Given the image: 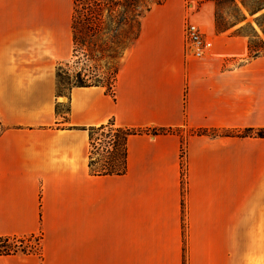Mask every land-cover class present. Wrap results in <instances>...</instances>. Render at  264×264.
<instances>
[{
	"label": "crops",
	"instance_id": "obj_1",
	"mask_svg": "<svg viewBox=\"0 0 264 264\" xmlns=\"http://www.w3.org/2000/svg\"><path fill=\"white\" fill-rule=\"evenodd\" d=\"M71 10L0 0V238H38L0 264H264V139L182 138L264 129V57L231 66L247 39L228 30L187 60L170 1L140 19L113 95L72 87L62 119L55 70L71 57ZM197 20L211 25L210 8ZM109 121L171 132L129 137L126 172L94 176L88 129Z\"/></svg>",
	"mask_w": 264,
	"mask_h": 264
},
{
	"label": "trees",
	"instance_id": "obj_2",
	"mask_svg": "<svg viewBox=\"0 0 264 264\" xmlns=\"http://www.w3.org/2000/svg\"><path fill=\"white\" fill-rule=\"evenodd\" d=\"M220 4L229 2L233 7V23L220 30L217 13L214 14V29L223 33L245 20V15L237 7V2L250 16L264 10V0L257 8L249 4L250 0H204ZM162 0H71L70 33L72 40V57L80 56L84 61H94L106 58L112 68L114 80L106 86L100 84H83L73 87L101 86L105 92L113 95V88L119 68L120 59L124 52L134 43L139 35L140 19L153 5H161ZM264 16V13H263ZM262 48L248 45L247 49L253 53L248 61L257 57H264ZM263 50L262 53L259 50ZM246 62V63H247ZM71 89V88H70ZM69 89V90H70ZM69 92V91H68ZM60 91H56L55 112H57ZM68 99V98H67ZM68 111V106H67ZM66 118V117H65ZM64 118V119H65ZM171 132L165 129H129L115 127L113 121L105 125L88 129L89 141V171L94 176L123 175L126 172L127 141L134 135L165 134ZM192 135H206L210 137L227 136L235 138L264 139V129L246 128L243 130L218 131L196 129ZM98 142H101L98 144ZM101 147V158H94ZM27 239L0 238V256L30 254L34 251L27 246Z\"/></svg>",
	"mask_w": 264,
	"mask_h": 264
},
{
	"label": "rangeland",
	"instance_id": "obj_3",
	"mask_svg": "<svg viewBox=\"0 0 264 264\" xmlns=\"http://www.w3.org/2000/svg\"><path fill=\"white\" fill-rule=\"evenodd\" d=\"M170 1H173L174 3H177L179 5L180 10L183 13V19H184L183 27L187 20H191L195 22L197 25H199L203 30H205L212 40L215 35L222 34L216 32L214 29L215 13H217L218 16L220 30H222L224 27L230 26L234 21L232 17L234 15L233 14L234 7L229 2L226 1L217 4L214 3L213 1H204V0H162L161 5H164ZM261 3H262L261 0H250L249 2V4L253 6L254 9L257 8L259 5H261ZM161 5L151 4V8ZM206 6L209 7L212 12L211 25L206 23H201L197 20V17L200 15L201 10H203V8H206ZM237 7L245 15V20L247 21L244 20L245 22L244 21L240 22L239 24L230 28L229 30H232V34L234 35H242L246 37L247 46L251 45L257 47L258 49H260V47L262 48L263 46L262 44H264V16H263L264 10L250 16V14H248L244 10V8L239 4V2H237ZM69 28H70V22H69ZM259 52L262 53L263 50L261 49L259 50ZM251 56H253V53L249 52L247 49L246 57L237 60L231 66L239 67L241 65H244ZM190 61H195V60H190ZM112 71L113 70L111 68V65L109 64V61L106 58L96 59L94 61H84L80 56L78 57L71 56L67 63L61 64V66H59L55 70L56 91L58 89V91H60L61 94V98H60L61 103L58 105L56 110L57 112L60 113L61 118L64 119L67 112V97L70 88L76 85H83V84H100L103 86L112 84L114 80V75L112 74ZM61 122H63V120H61ZM192 131L193 130L190 131L182 130L183 143L185 142V139L188 136L192 135ZM177 133H179V131H177ZM99 143L101 142H98V144ZM183 143L180 149L182 168L184 167L183 160L185 157V144ZM93 153L99 154L98 157L94 155L93 156L94 158H101V154H103L101 152V147L98 149L97 152H95L94 150ZM183 182L184 181H182V188H183ZM27 246L29 249H32L34 251L35 248L33 244L27 243ZM183 264H185V261H183Z\"/></svg>",
	"mask_w": 264,
	"mask_h": 264
},
{
	"label": "built area",
	"instance_id": "obj_4",
	"mask_svg": "<svg viewBox=\"0 0 264 264\" xmlns=\"http://www.w3.org/2000/svg\"><path fill=\"white\" fill-rule=\"evenodd\" d=\"M183 52L187 60H200L207 57L213 46V40L207 32L191 20H187L183 27ZM28 244L38 247V238L27 240Z\"/></svg>",
	"mask_w": 264,
	"mask_h": 264
}]
</instances>
